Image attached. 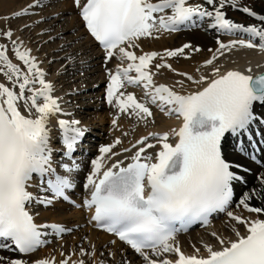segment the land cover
I'll list each match as a JSON object with an SVG mask.
<instances>
[{"label":"snow or ice","instance_id":"obj_1","mask_svg":"<svg viewBox=\"0 0 264 264\" xmlns=\"http://www.w3.org/2000/svg\"><path fill=\"white\" fill-rule=\"evenodd\" d=\"M48 6L44 0H33L12 17L0 19L34 15L36 9ZM72 6L87 34L104 51L105 100L117 112L112 124L118 126L120 115L134 117L145 126L155 123L150 105L167 116H175L181 124L141 136L121 151H114L123 143L119 137L100 146L83 185L87 196L77 204L70 196L80 170L75 153L89 129L79 119L60 118L72 114L62 108V98L54 94L55 85L46 79L43 62L20 37H15L10 27L0 28V41L11 44L9 47L0 42V76L6 81L0 82V251L20 254L15 258L0 256V264L115 261L116 252L111 250L106 258L101 254L98 259L91 243L88 249L81 245L78 254L61 252L63 259L59 261L54 256L31 262L23 258L48 245L49 236L62 239L73 232L62 223L36 221L39 212H33V205L47 209L59 201L86 208L93 227L126 244L143 264H264V218H246L229 210L235 205L264 215V206L251 204L253 200L264 204V173L256 176V186L237 196L236 186L248 183L241 173L251 169L231 160L226 151L231 138L242 154L251 148L250 158L256 161L264 147V136L254 142V137L261 135L259 126L264 125V113L257 112L258 106L264 107V72L253 73L251 66L243 71L222 70L216 64L238 47L264 52V14L243 0H72ZM229 7L258 23L234 21L228 16ZM198 21L207 22V27L218 33H243L248 39L224 42L217 38V48L209 49L212 55L203 64L209 74L198 78L168 63L169 58L190 59L201 51L190 43L163 53L141 50L137 54L141 39H158L163 33L201 26ZM23 27L29 29L31 25L25 23ZM74 43L79 41H66L67 47ZM60 50L65 53L64 71L76 64L87 65V57L79 50L69 53L64 46ZM10 51L24 67L13 61ZM113 59L118 63L114 69L108 68ZM164 69L182 79L173 85L158 83L155 77ZM80 74H84L82 69ZM185 80L195 84L196 90H186ZM128 87L142 88L144 98L138 99L134 92L127 91ZM53 119L61 136L59 160L54 159L56 150L51 144ZM124 153L131 155L116 159ZM215 213H226L231 220L243 224L245 233L235 231L233 239L212 232L218 247L206 244V255L199 249L192 255L181 251L178 234L196 223L208 225ZM173 254L174 260L169 258ZM122 264L131 261L124 259Z\"/></svg>","mask_w":264,"mask_h":264},{"label":"bare ground","instance_id":"obj_2","mask_svg":"<svg viewBox=\"0 0 264 264\" xmlns=\"http://www.w3.org/2000/svg\"><path fill=\"white\" fill-rule=\"evenodd\" d=\"M190 1H194V2L197 1L199 3L203 2V0H190ZM32 2H33V0H0V12L1 13L9 12L12 9L20 6L22 3H25V5H28ZM153 2H155V0H153ZM71 10H73V9H71ZM226 10L228 12V16L231 17L236 22L243 23L245 25L258 23V21H256L254 18L248 16L247 14L239 12L233 8L229 7ZM254 10H256L259 14H264V7H262V9H260V10H257V9H254ZM53 13H54V11H53ZM43 16H44V13L41 15V17H43ZM74 18H75V21L71 22V27L74 24L78 25V27L80 28V32H81L82 36H84L86 41L88 40L89 43H91L93 45V42L91 41L90 37L88 35H86V32L83 28V23L80 20V17L77 15V17L75 16ZM198 23L201 24V26H199L200 30H198V31H190V32L183 31V32H180L177 34H176V32L163 33L162 35H160V37L158 39H152V38L141 39L140 41H138L140 48L136 50L137 54L138 55L141 54V50L144 52L157 51V52L163 53L165 49H176V48L181 47L185 43H190L193 45V47H199L201 49V51H200L201 53H199V52L193 53L191 55L190 59H186L184 57L169 58L168 63H171L173 68L177 69L178 71L187 72L189 74L194 75L197 78L201 74H209V70L205 69L203 67L204 61L206 59H209L212 55V52H210L209 49H212L214 51L217 48V43H216L217 38L222 40L224 34L218 33L217 31L208 28L207 22H199L198 21ZM182 30H184V28H182ZM15 32L17 33L18 31H15ZM17 34H19V33H17ZM225 35H229V34H225ZM229 36L236 37V38L248 39L247 35L243 34V33L231 34ZM231 39H233V38H231ZM67 40H69V39H67ZM224 42H227V41H224ZM58 44H61V43H58ZM57 46H59V45H57ZM58 51H59V49H58ZM186 51H188V50H186ZM98 54H100V53H98ZM60 55H61V53L54 56L55 57L54 62L57 59H59L58 57H60ZM9 56L11 57L10 53H9ZM13 57H14V55H13ZM40 57H39V59H40ZM47 61H48V59L42 61L43 63L41 66L44 68V70H46L45 66H47V64H46ZM216 64L221 66L222 70L239 69V70L243 71L247 67L251 66L253 69V72L264 71V67H260V68L257 67V65L264 66V52H259L255 49L239 48L238 47L237 49L233 50L231 53H228L225 56L220 57L216 61ZM198 68L200 69V72L196 71V69H198ZM161 72H162V74L157 75L155 77V79L158 83H166L169 85H173L176 83L177 80L182 79V77L176 75V73L169 71L167 69L161 70ZM47 77H49V76H47ZM47 77H46V79L48 80ZM51 77L53 78V76H51ZM0 82H6L2 76H0ZM51 82H52V79H51ZM185 85H186V90H188V91H194L197 88V86L195 84H191L190 82H188L186 80H185ZM257 112L264 113V108L261 109L258 106ZM69 117L77 119L76 117H73V116H68V117L61 116L60 118L71 119ZM97 118H98V116H97ZM99 120H101V119L99 118ZM170 120L171 121H167V122L165 121L162 123H148L147 126H145V125L142 126V124L141 125H135V126H133V130H129V131L127 129H128V124L130 122L127 121L126 119L120 120L119 124H118V128H119L121 133H119L118 137L119 138L122 137L121 140L123 141V143L121 145H118L114 149V151H119V150L135 143V141L137 139H139L141 136L148 135L150 132L168 131L169 129L174 128V127H178L181 124V121L178 119H170ZM100 123H101V121H100ZM82 125L87 127L86 123L82 124ZM50 128H51V131L53 130V132L57 131L58 128L56 126L55 119H53V121L51 122ZM87 128H89V127H87ZM259 128L261 131L264 130L263 125H260ZM125 132L128 133L127 136L124 135ZM256 138H257V136L254 137V139H256ZM111 143H113V142L111 141L110 144ZM246 147H247V145H246ZM54 148H56V147L54 146ZM235 150H236V143L233 144V140L231 138H229L228 143L226 145V151H227L229 158L231 160H233L234 162H239V163L243 164L245 167L251 169L250 172H247V173L242 172L241 173L242 175L246 176L248 183H247V186L239 185V184L236 186V194H237V196H239L242 192H246V191H248L249 188L254 187L258 184V182L256 180V173H259V174L264 173V151H262V149H260V151L257 153V158L259 160L263 161V168H262V167L256 166L254 163H251L249 160H246L240 154L239 155L236 154ZM149 151L155 152L156 149H150ZM250 152H251V149L249 148L247 153L249 154ZM130 155H131V153L124 154L121 157H116V159H122V158H124V156H130ZM54 159L59 160L60 158L59 157L55 158V154H54ZM88 167H89V170L87 171V174L90 171L91 165H88ZM87 174H86V176H87ZM30 190H32L34 192L36 191L35 188H32ZM82 194H83V197L85 199L87 196V192L85 189H84V191L83 190L77 191L76 197L78 198ZM251 204H252V206H256V207L264 206V204H262L261 201H258V200L251 201ZM37 207H38L37 210L39 212V215L36 217L37 223H54V222H56V223H62L65 226H67V225L70 226V222L68 221V219L70 217L75 218L78 222L80 220V216L82 215L81 211H73L69 214V212H67V209H71V208L68 207V204L62 203L61 201L57 202L55 204V206L52 208L45 209L41 206H37ZM240 208H241V211H240V213H238V215L246 217V216H248V214H251L249 216L251 219L264 218V215L258 216L257 214L248 212L247 210L243 209L242 207H240ZM231 211H233V210H231ZM86 214L90 218L91 213L89 211H86ZM88 222H89V219H88ZM217 224H221V222H218L216 224H215V222H213L207 228V230L216 232L218 236H222L224 238L231 237L233 239L235 238V231H239L242 234L245 233V226L243 224L237 223L236 221L231 222V228H229V226L221 224L217 228H215V230H213L214 227L217 226ZM232 226H233V228H232ZM91 228H92V230L90 229L91 235L89 234L90 236L88 238L89 241L88 242L84 241V242H85V244L87 243L90 245V243H91V244L95 245L96 256L98 259H99L98 250L104 251V253H103L104 258L108 255V252L111 250V251L116 252V258H115L114 262L110 261V264H115L116 262H121V264H122V260H124V259L131 261V264H143L141 258L136 253L128 250L122 244L117 242V240L114 237H111V236L105 235L103 233H100L98 231H95L92 224H91ZM207 230L206 231H195V232H192L186 236L177 237V242L181 248V251H183L187 255H192V254H194L195 249H199L200 253L202 255H206V251H205V247H204L206 245V243H207V245L210 244L214 247H218L217 239L215 237H213L211 234L203 236V234L205 232H207ZM199 232H200V234H202L203 238H200L201 236H198ZM80 235H78V236L75 235V237L74 236L70 237V239H67L68 242H66V240H65L64 241V242H66V244L64 243L65 245H63L62 240L59 241L58 244H52L53 242L50 240V243H49L50 245L48 244V245L40 248V250H38L36 254L24 256L23 258L28 260L29 262H31V261H34V260L39 259V258L54 256L56 258V260L59 261V260L63 259V256H61V252L67 254L69 252L75 251L78 254L79 252H77V251L79 250L80 247H77L76 245H77V242L79 241ZM113 240H115L116 243L114 245L110 246V244H112L111 241H113ZM67 243H68V245H67ZM85 244H83V247L88 249L89 245H87V247H86V246H84ZM0 256H4L7 258H15L18 255L16 253H12V252L7 251V250H2V251H0ZM73 258H75V257H73ZM169 258L174 260V259H176V256L173 254V255H170ZM85 259H88V258L85 257ZM119 260H121V261H119Z\"/></svg>","mask_w":264,"mask_h":264},{"label":"rangeland","instance_id":"obj_3","mask_svg":"<svg viewBox=\"0 0 264 264\" xmlns=\"http://www.w3.org/2000/svg\"><path fill=\"white\" fill-rule=\"evenodd\" d=\"M44 3L49 6L43 8V10L36 9V14L34 15L22 18H12L9 20L0 19V28H7L10 26V28L14 32L18 31L17 33L19 34L15 32V35L17 34L16 36L20 37L25 42V44H27V46L32 49V54L35 55L38 60L43 61L48 59V61L46 62L47 66H45V71L47 73V76H49L47 77L48 80L51 81L52 79V83L55 85L54 94L62 98V108L66 112H70L71 114H73L71 116L79 119L82 124L86 123V125L90 128L91 133H89L86 141V147L89 148V155L86 156V159H82V161L79 163L80 168H82L84 167V165H86L88 160L91 161L99 155L100 146L108 145L111 141L114 142L119 133H121L118 126H114L112 124L113 118L117 115L116 109L110 107L109 105H104L105 102L104 100H102V94L107 83V77L104 67V53L95 48V46L89 43L88 40L86 41L84 36H82L78 25L74 24L71 27V22H74V17H77L78 15L77 10L72 6V0H44ZM243 3L257 10H260L262 9V7H264V0H243ZM26 6L27 5H25V3H22L20 6L12 9L9 12H0V17H12L15 12L24 9ZM43 13L44 16L41 17ZM57 13H59V15H56ZM25 23L31 25V27L29 29H24L23 26ZM228 37L229 36L225 35L223 37V40H228ZM66 41H79V43H74L72 47H67ZM0 42L7 43L9 47H11L9 41L4 40ZM62 46H64L66 48V51L69 53L76 52L77 50L82 52V54L87 57V65L76 64L74 67L70 66L68 67L67 71H64V69L62 68V63L64 62L65 53L60 50ZM255 50L262 52L259 49ZM9 53L11 54V57L14 59L13 61L15 63L20 64L21 67H24L22 62L16 60L15 57H13L14 54L11 51ZM60 53L61 55L60 57H58L59 59L56 60L57 62H54V56ZM116 63H118V61L116 59H113L112 61L108 62L107 67L115 68ZM81 69L83 70V75L80 74ZM51 76H53V78ZM131 88L136 90L137 93L138 91H140L141 96L144 97V90L142 88ZM131 88L130 90H132ZM74 90L77 91L74 92ZM161 114V112L160 114H155L154 111V121L160 122L164 118L161 116ZM96 115L98 116V118ZM99 118L101 120H99ZM123 118L127 120L129 119L130 121L127 129L128 131L131 130L133 126L138 125L134 123L136 121L134 117L129 118L127 115H120L118 124L119 121ZM50 135L52 143L58 144L59 142L57 133H53L52 130ZM121 138L122 137H120V139ZM256 175H259V173H257ZM79 176L80 175H76V182H79ZM230 210H233V212L238 215V213H240L241 211V208H235L233 206ZM67 212H69L70 214L71 212H73V210L68 209ZM81 214L82 215L80 216V220L78 222L73 217H70L68 219V221L70 222V226H67L73 228V232L64 235L62 239L51 236L53 238L52 244H58L59 241L62 240L63 245H65L66 242H68L67 239H70V237L73 236L75 237V235L78 236L80 234L81 235L78 241L79 243L77 242V245L75 244L77 247H80L81 245L83 246L85 242L89 241L88 238L91 235L90 226L85 219V214ZM250 215L251 214H248L246 218H250ZM217 221L231 228V222L233 220H231L227 215H223L215 221V224L218 223ZM221 224H217L216 227L213 226V230H215V228H217ZM212 232L213 231L207 230V232H205L203 236L209 235ZM198 236H201L200 238H203L200 232ZM65 240L66 242H64ZM87 245L89 244L86 243L84 246L87 247ZM112 245L113 244H110V246ZM77 252H79V250ZM98 252L99 258H102L101 254H103L104 251L98 250Z\"/></svg>","mask_w":264,"mask_h":264}]
</instances>
